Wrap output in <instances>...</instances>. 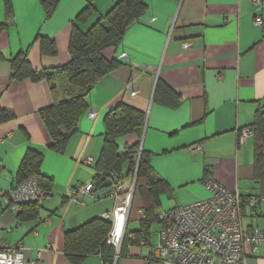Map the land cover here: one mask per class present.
I'll return each instance as SVG.
<instances>
[{"label":"crops","instance_id":"0c3cea01","mask_svg":"<svg viewBox=\"0 0 264 264\" xmlns=\"http://www.w3.org/2000/svg\"><path fill=\"white\" fill-rule=\"evenodd\" d=\"M119 1L59 0L47 18L38 0H10L13 17L0 33V53L5 59L25 53L35 70L63 66L70 60L72 26L85 33ZM140 1L146 10L127 26L119 43L103 53L119 66L88 93V110L62 153L49 149L39 117V111L56 99L49 84L11 81L9 63L0 61V108L14 117L0 125V249H20L25 264H147L153 258L160 223L154 220L148 229H141L145 215L137 197L125 241L117 251L106 241L110 248L70 259L65 248L67 233L104 214L112 225L115 185L102 198L97 196L99 189L95 197L68 196L70 190L95 185L93 166L103 146V119L119 103L145 115L141 138L118 136L115 142L122 153L139 141L153 175L168 184L171 192L160 197V209L206 198L200 184L206 177L242 196L259 194L253 181V140L238 145L237 133L251 128L256 111L264 106V0L259 10L250 0ZM257 17L262 20L258 27ZM5 20L0 0V23ZM39 36L54 43V54L41 53ZM158 81L176 94L174 107L165 105L160 96L154 99ZM197 144L201 151L190 149ZM30 149L41 155L39 188L50 197L38 203L8 204V194L21 184L18 171ZM89 158L91 165L82 162ZM29 205L36 213L26 208ZM242 222L244 228L264 231V202L253 209L245 207ZM155 223L159 231L152 238ZM244 253L246 264H264V245L253 250L246 244Z\"/></svg>","mask_w":264,"mask_h":264},{"label":"trees","instance_id":"16d2710c","mask_svg":"<svg viewBox=\"0 0 264 264\" xmlns=\"http://www.w3.org/2000/svg\"><path fill=\"white\" fill-rule=\"evenodd\" d=\"M38 1L47 18L53 15L59 2V0ZM3 5L6 20L0 23V33L6 30L13 17L10 0H3ZM90 8L89 5L87 11ZM145 10L146 7L140 0H121L85 33L80 31L77 25H73L68 44L70 60L67 64L51 70L33 69L25 53H19L9 59H5L0 53V61L5 60L10 65L11 81H44L49 84L50 92L56 99L53 104L39 111V117L49 136L50 150L62 153L69 139L77 133L79 120L88 110L86 101L88 93L103 75L119 66L116 61L107 60L103 56L104 51L117 45L127 26L136 21ZM38 41L42 54L55 53L56 48L51 40L39 36ZM57 96L61 99L58 100ZM159 96L161 101L169 107H174L178 100L175 93H171L158 81L154 99L157 100ZM13 119L10 111L0 108V125L11 122ZM103 123L105 126L103 146L99 159L93 166L96 171L95 180L112 175L118 183H123L132 179L135 174L134 198L137 197L142 204L141 209L145 219L140 227L144 231L156 220L155 212L160 209V197L171 191L165 181L153 175L148 156L141 149L139 141L128 146L121 153L118 151L115 139L118 136L128 135L141 138L145 115L119 103L104 116ZM251 129L254 150L253 181L259 188L257 196L264 199V106L256 111ZM40 162L41 155L34 150H28L18 171L19 183L32 176H35L39 183L37 175ZM142 181L145 183L143 186ZM39 186L42 187L40 183ZM34 207L29 205L26 208L36 213ZM30 216L34 217L35 214ZM110 226L109 221L97 218L67 233L65 248L68 256L72 257L70 259L92 254L98 249L110 248L106 245Z\"/></svg>","mask_w":264,"mask_h":264},{"label":"built area","instance_id":"2783aa9c","mask_svg":"<svg viewBox=\"0 0 264 264\" xmlns=\"http://www.w3.org/2000/svg\"><path fill=\"white\" fill-rule=\"evenodd\" d=\"M256 10L261 0H250ZM255 25L261 26L262 20L257 17ZM94 118V114L89 115ZM253 137L251 128L238 130V145ZM201 151L202 145L190 148ZM85 164L91 165L92 159ZM207 192V197L189 205L158 209L156 220L161 229L158 243L152 248L153 258L147 264H246L244 246L250 245L253 250L264 245V231L252 226L244 228L242 222L243 208H256L264 202L257 195L242 196L237 191L230 192L213 178L206 177L200 182ZM136 185V176L113 187L116 205L113 209V221L107 236V244L117 251L125 236L126 226L132 206ZM93 183L70 190L69 198L79 193L95 197ZM8 204L38 203L42 198L49 199L34 177H29L15 190L11 191ZM108 214H104L106 219ZM144 217V215H142ZM0 264H25L24 254L18 248L2 247ZM29 264H38L31 262Z\"/></svg>","mask_w":264,"mask_h":264},{"label":"water","instance_id":"95a60500","mask_svg":"<svg viewBox=\"0 0 264 264\" xmlns=\"http://www.w3.org/2000/svg\"><path fill=\"white\" fill-rule=\"evenodd\" d=\"M117 179L110 175L109 177H101L95 182V191L98 190V198H102L105 194L112 193V186L117 185Z\"/></svg>","mask_w":264,"mask_h":264},{"label":"rangeland","instance_id":"374dc122","mask_svg":"<svg viewBox=\"0 0 264 264\" xmlns=\"http://www.w3.org/2000/svg\"><path fill=\"white\" fill-rule=\"evenodd\" d=\"M169 207H163L162 209H167ZM160 229H161V225H160ZM151 233H152V238L156 237V234L158 233L159 231V226L155 223L154 225H152L151 227ZM153 242L155 243V240H153Z\"/></svg>","mask_w":264,"mask_h":264}]
</instances>
